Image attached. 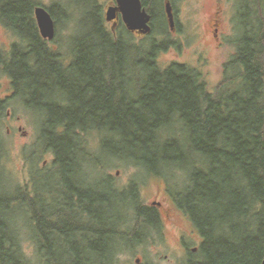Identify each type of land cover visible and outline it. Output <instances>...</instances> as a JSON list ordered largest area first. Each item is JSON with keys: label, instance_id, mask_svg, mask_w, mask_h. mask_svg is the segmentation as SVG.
Returning a JSON list of instances; mask_svg holds the SVG:
<instances>
[{"label": "trees", "instance_id": "16d2710c", "mask_svg": "<svg viewBox=\"0 0 264 264\" xmlns=\"http://www.w3.org/2000/svg\"><path fill=\"white\" fill-rule=\"evenodd\" d=\"M98 1L79 0L85 30L71 40L64 61L40 37L33 1L0 0V23L20 40L0 54V73L8 77L15 98L41 116L43 151L54 156L52 172L68 189L60 202L67 210L49 213L52 204L35 195L26 204L40 263L111 264L117 230L131 214L137 228L160 229L159 217L136 203L133 186L122 192L106 180L108 190L102 193L80 178L85 166L115 159L153 176L167 178L175 170L185 175L175 203L201 240L200 259L192 263L260 264L264 0H237L240 36L214 90L193 68L158 64L168 37L166 0H141L151 15V33L140 43L131 40L119 15L115 30L107 28ZM155 8L161 9L163 28ZM46 10L54 24L66 14L63 5ZM5 112L0 103V119ZM89 135L98 138L102 158L85 153ZM2 151L0 135V163ZM2 205L10 208L6 201ZM9 224L8 219L0 223V264H31L15 245Z\"/></svg>", "mask_w": 264, "mask_h": 264}, {"label": "rangeland", "instance_id": "374dc122", "mask_svg": "<svg viewBox=\"0 0 264 264\" xmlns=\"http://www.w3.org/2000/svg\"><path fill=\"white\" fill-rule=\"evenodd\" d=\"M31 1L35 3V7L40 6L44 9L55 5L66 7V14L55 24L53 40L45 41L51 50H55L65 58L64 61L68 60L71 40L85 30L84 24L80 22V14L83 12L81 8L84 7L79 5V0ZM168 1L172 8L173 29L171 30L167 22L166 49L158 55V64L161 68L174 63L193 68L201 75L208 89L214 90L223 79L225 65L233 59L236 41L240 36L236 20L237 12L240 11L237 0ZM113 2L114 0L98 1L104 20L106 10ZM155 11L160 16L158 26L163 28L161 9L155 8ZM163 15L166 19L164 5ZM117 21L112 29L113 22L105 20L107 28L114 31ZM214 28L217 29L216 38L213 37ZM153 35L160 40L159 34ZM146 37L147 35L130 34L134 43H140ZM19 42V38L0 23V54L10 52ZM0 103L6 110L4 117L0 119L3 146L0 163V203L6 201L10 206L9 209L6 205L0 207V223L3 224L8 219L9 225L15 230L13 233L16 238L15 245L22 256L31 264H41L26 204L35 195L52 204L49 213L60 209L67 210L65 207H60V202L65 201L68 189L60 184L56 170L52 172L54 156L47 150L43 151L39 139L41 116L27 109L19 99L15 98L8 77L2 73H0ZM85 138L87 156L102 158L98 138L95 135ZM105 162L101 161L95 168L89 166L83 168L80 178L84 180L86 186L95 187L102 193L108 190L106 180L111 183L113 189L122 192L133 186L138 196L136 203L145 211H153L160 219L158 231L149 225L143 229L137 228L138 221L132 214L127 221H123L117 230L116 253L111 264L128 262L131 264L134 258L135 260L141 258V264H183L199 260L201 240L188 219L183 217L182 220H175L170 225L162 213V210L171 204V200L177 202L182 195L184 189L181 188L184 186L185 175L175 170L171 172L173 175L165 178L143 173L140 169L115 159H107ZM51 172L52 174L45 180L44 177ZM120 203V200H116L118 212ZM155 203L162 205L159 210ZM175 215L178 216L176 212ZM122 217L123 215L119 213L118 219ZM134 227L135 248L131 243ZM4 245L7 247L10 243L6 241ZM193 248L196 250L194 251Z\"/></svg>", "mask_w": 264, "mask_h": 264}, {"label": "water", "instance_id": "95a60500", "mask_svg": "<svg viewBox=\"0 0 264 264\" xmlns=\"http://www.w3.org/2000/svg\"><path fill=\"white\" fill-rule=\"evenodd\" d=\"M165 15L171 30L173 29V14L170 2L164 3ZM34 19L42 39L51 41L55 36V24L50 14L43 7L34 8ZM118 15L125 29L130 33L148 35L151 31V16L143 8L141 0H114L106 10V22H113L112 29L116 25ZM264 264V260L260 263Z\"/></svg>", "mask_w": 264, "mask_h": 264}, {"label": "flooded vegetation", "instance_id": "af4514ba", "mask_svg": "<svg viewBox=\"0 0 264 264\" xmlns=\"http://www.w3.org/2000/svg\"><path fill=\"white\" fill-rule=\"evenodd\" d=\"M216 32H217V29L214 28L213 29V37H215V38L217 37ZM155 204L158 205L157 206L158 210L162 206L160 203H155ZM175 212L178 214V216L175 215ZM162 213H163L165 219L167 220V223L170 225L173 224V222H175V220L179 221L180 219L182 220V218L184 217L182 212L177 208V205H176L174 200H171V204H169L166 208H164L162 210ZM131 243L133 244V247L135 248V228L132 231ZM193 250L195 251L196 248H193ZM111 262H114V258H113V261L111 260ZM127 264H129V262ZM131 264H141V258H137L136 260L134 258L133 263H131ZM183 264H196V263H192L190 261L188 263H183Z\"/></svg>", "mask_w": 264, "mask_h": 264}]
</instances>
